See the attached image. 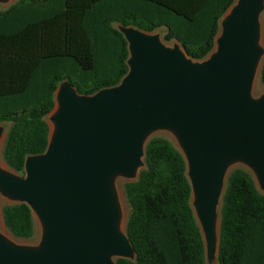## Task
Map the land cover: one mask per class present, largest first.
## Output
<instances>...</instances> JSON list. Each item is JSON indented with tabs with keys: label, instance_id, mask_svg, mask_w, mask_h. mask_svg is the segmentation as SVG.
Returning a JSON list of instances; mask_svg holds the SVG:
<instances>
[{
	"label": "water",
	"instance_id": "95a60500",
	"mask_svg": "<svg viewBox=\"0 0 264 264\" xmlns=\"http://www.w3.org/2000/svg\"><path fill=\"white\" fill-rule=\"evenodd\" d=\"M263 8L264 0H238L221 21L214 51L200 61L178 42L169 47L156 34L122 26L129 57L119 83L93 94L61 83L46 150L25 159L23 175L0 168V190L40 218L41 244L16 246L0 235V264H115L113 256L133 257L112 178L135 175L146 136L157 127L179 140L192 208L211 253L229 164L248 163L264 189V94L250 95L264 52Z\"/></svg>",
	"mask_w": 264,
	"mask_h": 264
},
{
	"label": "trees",
	"instance_id": "16d2710c",
	"mask_svg": "<svg viewBox=\"0 0 264 264\" xmlns=\"http://www.w3.org/2000/svg\"><path fill=\"white\" fill-rule=\"evenodd\" d=\"M234 0H17L0 9V123L10 122L1 155L24 174L25 159L49 143L46 116L68 82L81 94L120 82L128 43L120 26L164 27L193 60L215 46L219 19ZM264 42V16L262 19ZM264 84V56L259 69ZM137 177L124 184L129 206L124 232L134 256L115 264H205V245L191 204L183 153L154 135L146 139ZM2 220L18 238L34 233L25 202L3 205ZM218 264H264V191L246 169L227 174L219 205Z\"/></svg>",
	"mask_w": 264,
	"mask_h": 264
},
{
	"label": "rangeland",
	"instance_id": "374dc122",
	"mask_svg": "<svg viewBox=\"0 0 264 264\" xmlns=\"http://www.w3.org/2000/svg\"><path fill=\"white\" fill-rule=\"evenodd\" d=\"M17 0H0V9H5L7 8L9 5H11L12 3H14ZM238 0H234L233 4L223 13V15L220 17L219 19V30H218V35L221 32V21L222 19L226 16V14L231 10V7L237 2ZM264 16V8L261 10L260 14H259V20L260 22H262ZM113 25L116 28H121L120 24L115 22L113 23ZM152 34H156L158 35V37L160 38L161 42L163 44H165L166 46L172 47L175 44H178L176 40L174 39H170V40H165L163 38V35L165 33V28L164 27H158L156 29H154L152 32H149ZM259 44L263 46V42L262 39L260 38L259 40ZM216 46V43H215ZM215 46L213 48V51L215 49ZM210 55V54H209ZM208 55V56H209ZM264 56V52L261 55V58L258 62V65L255 69L254 75L252 77V81H251V87H250V95L252 98H259L260 96H262L264 94V84L260 82L259 79V69H260V65H261V61L262 58ZM56 104V103H55ZM46 122L48 123L49 126V137L51 136L53 130H54V122L52 119V112L50 114H48L46 116ZM10 125V122H1L0 123V168L1 169H5V170H9L12 171L3 161L2 155H1V147H2V143L6 134V131L8 129ZM154 135H158V136H163L167 139H169L172 144L178 148L182 153L183 150L181 148V145L179 143V140L176 136V134L169 128L167 127H157L153 130H151L148 135L146 136V139L154 136ZM145 139V140H146ZM235 166H240L244 169H246L247 171H249L251 173V175L254 178V181L256 183L257 188L260 191H264V189H262L259 185V181L257 179V175L254 171V169L245 161L237 159L234 160L233 162H231L225 172L224 175V181H223V186L225 185V181H226V177L228 172L230 171L231 168L235 167ZM14 172V171H12ZM18 175H21L20 173L14 172ZM137 172L135 173V175L133 176H124L121 174H115L112 178V185H113V189L116 195V200H117V205H118V209H119V213H120V220H119V227L120 230L124 233V225H125V220L127 217V214L129 212V206L127 203V200L125 198V194H124V184L127 181L130 180H134L137 176ZM16 200L9 198L5 193H3L0 190V235L6 239L9 243L16 245V246H26V247H33V248H37L40 246L42 238H43V233H44V227L43 224L40 220V218L37 216L36 213L33 212V217H34V233L30 238H18V237H14L9 230L5 227V225L3 224V220H2V215H1V210L3 205L7 204V203H11V202H15ZM191 204L192 207L194 206V202H193V198H191ZM219 205H220V201L219 204L217 206V221H216V226L218 228V217H219ZM195 212V211H194ZM196 216V214H195ZM197 222H198V218L196 216ZM116 258V256H113L112 259L114 261V259ZM205 264H218L217 261V247H214V249L212 250L211 253H208L207 250H205Z\"/></svg>",
	"mask_w": 264,
	"mask_h": 264
}]
</instances>
